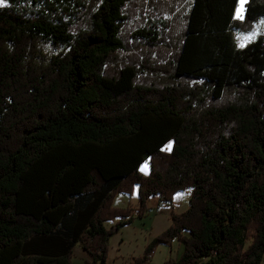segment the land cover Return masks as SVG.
Segmentation results:
<instances>
[{
  "label": "trees",
  "instance_id": "obj_1",
  "mask_svg": "<svg viewBox=\"0 0 264 264\" xmlns=\"http://www.w3.org/2000/svg\"><path fill=\"white\" fill-rule=\"evenodd\" d=\"M238 2L4 0L0 264H77V244L107 264L152 196L172 223L131 264L176 240L165 264L263 263L264 30L236 34L264 21V0L241 18ZM136 187V205L114 204Z\"/></svg>",
  "mask_w": 264,
  "mask_h": 264
},
{
  "label": "rangeland",
  "instance_id": "obj_2",
  "mask_svg": "<svg viewBox=\"0 0 264 264\" xmlns=\"http://www.w3.org/2000/svg\"><path fill=\"white\" fill-rule=\"evenodd\" d=\"M171 2V0H170ZM247 0H243V9L238 15V10L241 9L242 0H239L238 6L236 9V17L241 18L244 14L245 3ZM172 4L175 5V9L172 10V20L175 26L176 31H180L183 25V8L184 4L181 2H176V4L172 1ZM264 30V21L255 25L254 30L247 33H237L236 40L240 46H244L251 40H253L261 31ZM41 52L43 55L47 56L53 51L52 47L47 43L41 46ZM140 171L144 174H148L149 172V163L148 161L144 162L140 166ZM138 187L134 189V192L131 195L120 193L117 195L114 204L119 207H126L129 204L136 205L137 200H139L138 195ZM189 197L188 193H178L175 196L174 200V211L182 212L189 205ZM150 208H154V210H150L148 212V219L144 220V223H150V225L143 227L136 225H130L124 227L117 234L113 235L110 239V249L107 264H131L133 257H137L143 254L144 249L147 243L153 239L154 237L160 235L164 230H166L172 223L171 219V207H158V198L152 196L148 199L147 202ZM159 208V209H157ZM157 209V210H155ZM179 242L176 240L173 242L172 246L161 245L157 248L153 256L151 257L148 264H165V262L170 258H176L178 254L177 245ZM117 245L120 248V252H117ZM76 254H80L79 249L76 250ZM120 256V257H118ZM118 257V258H117ZM81 262L80 260H77ZM264 264V260L263 263Z\"/></svg>",
  "mask_w": 264,
  "mask_h": 264
},
{
  "label": "crops",
  "instance_id": "obj_3",
  "mask_svg": "<svg viewBox=\"0 0 264 264\" xmlns=\"http://www.w3.org/2000/svg\"><path fill=\"white\" fill-rule=\"evenodd\" d=\"M136 203H138V200H137V202ZM157 209H159V208H157ZM157 209H155V210H157ZM152 210H154V209H152ZM147 214H148V212H147ZM149 217L147 216L146 218H144V219H137V220H135L132 224H129V225H127V226H130V225H136V224H138L140 227L141 226H143V227H146V226H148V225H150V223H144V220L145 219H148ZM146 225V226H145ZM127 226H125V227H127ZM179 242V241H178ZM179 245H177V248H178V254H177V256H176V258H172V259H178L179 258V256L181 255V253H182V250H183V245H181V243L179 242L178 243ZM77 249H79V251H80V254H76L77 253ZM117 252H116V254L117 253H119L120 252V248H118V245H117ZM74 253H75V260H76V262H77V264H86V261L87 260H92L91 259V257H90V255L85 251V250H83L78 244H77V246H75V248H74ZM141 256V255H140ZM118 257H120V256H118ZM117 257V258H118ZM77 260H80L81 262H79V261H77ZM132 262V261H131ZM112 264H114V262L112 261Z\"/></svg>",
  "mask_w": 264,
  "mask_h": 264
},
{
  "label": "snow or ice",
  "instance_id": "obj_4",
  "mask_svg": "<svg viewBox=\"0 0 264 264\" xmlns=\"http://www.w3.org/2000/svg\"><path fill=\"white\" fill-rule=\"evenodd\" d=\"M3 3H4V0H0V6H2ZM242 9H243V0H242V3H241V9L238 10V15L242 11Z\"/></svg>",
  "mask_w": 264,
  "mask_h": 264
}]
</instances>
